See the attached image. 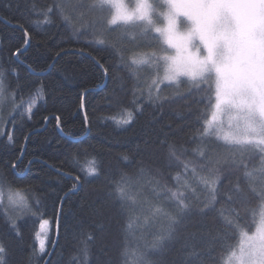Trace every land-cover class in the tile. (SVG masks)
<instances>
[{"label": "snow or ice", "instance_id": "snow-or-ice-1", "mask_svg": "<svg viewBox=\"0 0 264 264\" xmlns=\"http://www.w3.org/2000/svg\"><path fill=\"white\" fill-rule=\"evenodd\" d=\"M30 11L41 18L30 21L34 27L53 25L58 17L72 25L74 36L83 38L77 42L100 51L112 49L120 55L123 69L113 65L114 80L122 89L120 71L127 70L134 83L131 89L133 100L130 101L133 107L121 108L117 115L108 117L118 128L129 127L138 113L143 114V106L135 97L138 77L144 70L153 73L147 99L157 107H161L166 99L161 94V85L179 90L182 85L189 84L190 89L206 98V107L211 109L210 119L203 116L198 138L202 146L193 150L200 162L188 160L181 163L182 171L172 177L175 188L162 183L143 162L136 165L128 155L121 156L123 161L129 162L132 171L118 169V178L111 174L105 177L109 190L91 210L96 220V232L82 234V246L69 264H89L91 247L100 238L97 232L102 234L105 231L104 213L113 208L126 217L124 231L131 230L133 224L140 228L158 219L165 221L142 250L138 248L130 252L127 246L123 248L122 255L129 258L126 264H205V252L198 242V234L187 232L193 207L189 193L197 195L190 177L202 186L205 193L202 206L196 211V215L202 218L200 222L218 213L224 226L218 234L223 231L225 241L239 237L235 246L226 245L229 264H264V0H52L42 8L33 3ZM18 28L22 33L23 49L15 50L13 55L16 57L27 50L31 42L28 29L23 24ZM129 36L134 42L138 38L142 40L148 50L129 49L126 56L122 45L124 37ZM93 59L102 75L107 77L109 68L101 60ZM17 81L16 89L19 90L23 86L18 74ZM7 87L5 71L0 67V107L4 105ZM9 96L13 108L22 109L21 117L26 114L31 120L35 115L36 101L44 98V85L38 84L27 102L21 93L17 104L15 90L9 92ZM200 102L203 103L204 99ZM10 119L15 127V116ZM54 119L59 128L60 117ZM0 136H4L9 144L14 143L11 134L0 132ZM213 142L222 144L227 149L226 154L212 150L209 146ZM156 143L166 148L170 157L179 159L174 144L166 139ZM151 144L146 142L145 148L138 145L137 155L144 154ZM256 154L258 163L253 164L251 161ZM22 162L21 153L14 161L6 162L5 166L11 170L9 175L0 169V209L6 200L17 212V216L4 212L9 231L17 239L23 238L17 224L20 214L32 212L33 218L38 219L40 231L35 233L38 247L33 246L26 264H39L45 255H50L48 239L53 222L43 219L38 198L29 200L26 193L32 189L18 186V182L24 179L18 168ZM28 163L31 165L32 162ZM101 164L96 156H92L86 167L79 166L80 172L85 179L89 176L99 178L104 175ZM224 172L240 173L245 178L247 190L239 179L222 190ZM73 179L75 182L70 191L75 192L82 187L81 177L77 175ZM145 186L150 188L155 202L148 199ZM141 198L149 204V212L142 220L133 214ZM221 198L230 206V211L223 206L217 207ZM33 203L38 206L36 211H33ZM54 227L58 236V214ZM211 236V232L199 234V241ZM177 243L180 244L177 254L171 256ZM52 247H55L54 241ZM9 255V247L0 239V264H9ZM42 264L49 262L43 260Z\"/></svg>", "mask_w": 264, "mask_h": 264}, {"label": "trees", "instance_id": "trees-1", "mask_svg": "<svg viewBox=\"0 0 264 264\" xmlns=\"http://www.w3.org/2000/svg\"><path fill=\"white\" fill-rule=\"evenodd\" d=\"M33 3L42 8L52 3V0H0V67L5 71L8 84L5 97L15 90L17 101L20 102L21 93L25 101L34 94L38 84L44 85V98L36 101L33 107L35 115L31 120L26 114L21 117V110H17L14 115L10 114L15 116L13 127L9 116L11 107L8 105L0 111V132L11 134L14 139V143L9 144L4 136H0V169L9 175L11 170L5 166L6 162L14 161L22 153L23 162L18 164V168L24 179L18 182V186L32 189V192L26 193L29 200L38 198L41 201L39 207L44 213L43 219L53 222L48 239L50 255H45L39 264L43 260L49 264H69L82 246V234L96 232V220L92 217L91 210L109 190L105 177L111 174L118 178V169L132 171L128 166L129 162L123 161L121 156L128 155L130 160L136 161V165L143 162L162 183L175 188L172 177L176 172L182 171L181 163L188 160L200 162L193 150L202 146L198 138L203 116L209 117L211 109L206 107V98L190 89L189 84L182 85L179 90L161 85V94L166 99L161 107H157L147 99V81L153 79V73L144 70L139 74L135 97L143 106V114L138 113L129 127L118 128L108 117L117 115L121 108L133 107L130 101L133 100L131 89L134 83L127 70L120 71L123 77L122 89L114 80L113 65L123 69L120 55L112 49L100 51L77 42L83 38L74 36L72 25L62 22L58 17L53 25L40 24L39 27H34L30 21L41 18L31 13ZM19 24L28 29L31 42L27 50L16 57L13 55L15 50L23 49ZM122 46L126 56L129 49L148 50L142 40L138 38L134 42L130 36L124 37ZM93 58L101 60L109 68L107 77L102 75ZM17 74L19 83L23 86L19 90L16 89ZM202 99L203 103L200 102ZM56 116L61 120L59 128L55 124ZM165 139L176 146L178 160L170 157L167 149L156 143ZM149 141L152 142L151 147L144 154L137 155V146L145 148ZM209 147L221 154L227 152L217 142L211 143ZM149 152L151 155H148ZM92 156L102 162L104 175L85 179L79 166L86 167ZM29 161L32 162L31 165ZM251 163H258V154L253 156ZM200 171L198 168V172ZM77 175L81 177L82 187L72 192L70 189L75 182L73 177ZM237 179L247 190L245 178L240 173L228 172L223 174L222 190H226ZM189 181L197 195L189 193L193 207L187 232L198 234V242L205 252V264H223L229 254L226 245L235 246L239 237L225 241L223 231L218 234V230L224 229L218 213H213L203 223L200 222L202 218L196 215V211L202 206L205 193L195 179L190 177ZM144 192L149 200L155 202L148 186H145ZM221 206L230 211V206L222 198L217 207ZM32 207L36 211L38 206L33 203ZM240 211L244 215L243 210ZM4 212L12 216H17V212L6 200L3 209H0V239L10 249L9 264H26L33 246L38 247L35 233L39 229V221L33 218L32 212L20 214L17 224L23 238L17 239L9 231ZM148 212L149 204L141 198L133 214L140 216L142 220ZM57 214L58 236L54 227ZM126 222V217L116 208L104 213L105 231L102 234L97 232L100 238L91 247L89 264H126L129 258L122 255L123 248L127 246L130 252L138 248L142 250L165 224L163 219H158L140 228L133 224L131 230L124 231ZM207 232H211L212 236L199 241V234ZM53 241L55 247H52ZM179 247L180 244L177 243L170 255L175 256Z\"/></svg>", "mask_w": 264, "mask_h": 264}, {"label": "rangeland", "instance_id": "rangeland-1", "mask_svg": "<svg viewBox=\"0 0 264 264\" xmlns=\"http://www.w3.org/2000/svg\"><path fill=\"white\" fill-rule=\"evenodd\" d=\"M153 78H154V76H153ZM147 84H149V85H147V88L149 89V87L151 86V80H148V81H147ZM148 89H147V90H148ZM6 97H7V99L5 100L4 105H3L2 107H0V111L3 110L4 108H6V106H8V105H9V107H11L10 112H9V116L14 115V114L16 113L17 110H21V111H22L21 108H15V109H14L13 106H12V101H11L10 96H9V95H8V96L6 95ZM28 100H29V98H27V99L25 100V102H27ZM16 103L19 104L20 102L16 101ZM10 114H11V115H10ZM0 115H1V113H0ZM208 118H209V119L211 118V112H210V115H209ZM38 231H40V226H39ZM41 234L43 235V233H41ZM49 234H50V233H49ZM228 255H229V254H228ZM228 255H227L226 259L224 260L223 264H229V261H228Z\"/></svg>", "mask_w": 264, "mask_h": 264}]
</instances>
